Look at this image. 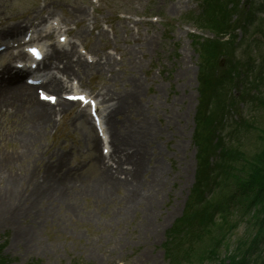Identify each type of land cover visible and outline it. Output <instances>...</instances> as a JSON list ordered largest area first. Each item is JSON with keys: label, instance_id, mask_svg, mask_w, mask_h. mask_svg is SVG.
Masks as SVG:
<instances>
[{"label": "rangeland", "instance_id": "374dc122", "mask_svg": "<svg viewBox=\"0 0 264 264\" xmlns=\"http://www.w3.org/2000/svg\"><path fill=\"white\" fill-rule=\"evenodd\" d=\"M44 2H58L64 7L76 2L90 5L87 0H0V25L33 17V9ZM100 3V20L103 16L113 18L126 4V10L130 9L133 16L158 17L156 23H131L138 32L126 28L125 42L120 33L118 44L124 70L111 90L125 94L134 91L136 83L139 87L134 91L139 94L135 106L143 121L152 125L147 152L151 163L145 174H150L151 168L162 172L157 177L158 188L146 192L142 206L151 208L153 217H160L155 224L161 222L162 226L152 239H145V233L139 238L137 223L145 217L144 213L133 212L131 222L122 215L121 201L106 204L81 197L75 202L74 212L67 211L65 204L60 205L61 211H56L59 206L56 203L49 216L41 213L38 222L32 220L27 227L31 232L29 249L11 246L13 229H0V264H153L151 259L155 264H238V257L244 252L248 253V264H253L264 255L263 231L253 250H247L261 224L264 230L260 207L253 206L250 210L247 202L235 201L206 246L196 244L201 238L190 241L191 230L184 228L191 216L198 218L197 211L191 208L198 158L202 162L208 160L213 171L224 160L234 161L237 156L249 159L262 149L264 0H206L203 6L197 0H100ZM97 22L100 24L98 19ZM97 39L93 38V46L100 56L104 47L98 45ZM127 53H132L131 58L135 59L136 64L131 66L134 71L128 65ZM9 124L1 123L0 133H10L13 125ZM61 131L44 138L45 151L50 146L64 149L67 143L61 141L65 139ZM2 141L9 145L0 143L4 156L23 144L6 142L4 137ZM24 158H20L22 163L31 160ZM12 160L6 166L15 165L19 171L18 160ZM51 160L54 164L55 159ZM32 161L40 164L38 160ZM243 165V160L233 165L241 178V173L247 171ZM20 170L18 179L24 180L27 172ZM138 178L146 185L150 183L148 176ZM17 188L20 196L27 191L24 183ZM155 199H159V204L154 208ZM205 209L209 210L206 202ZM195 228L206 230L199 224ZM184 243V247H179ZM171 250L178 253L174 259L167 254Z\"/></svg>", "mask_w": 264, "mask_h": 264}, {"label": "bare ground", "instance_id": "6f19581e", "mask_svg": "<svg viewBox=\"0 0 264 264\" xmlns=\"http://www.w3.org/2000/svg\"><path fill=\"white\" fill-rule=\"evenodd\" d=\"M62 8L64 6L58 2L49 3L42 7L34 8L33 14L38 18L44 9L48 12L47 17H50L52 13L57 12V9L61 10ZM72 10V13L79 19L86 14L85 10L78 5L72 7ZM26 19L22 21L18 20L15 23L12 22L6 28L2 26L0 34L5 29L8 31L13 30L14 33H17L25 23H32L31 16ZM128 56H131V54L129 53ZM72 57H75L76 60L75 67L82 65L83 69H85L84 73L89 74L91 70H98V73L103 74L101 69H98V66L88 68L82 62V60H86V55L82 54V52L79 51L78 53L77 51ZM106 71L109 73L111 69L107 70L106 66ZM64 73L70 79L68 81L70 85L67 83L63 85L57 84L56 86L59 87L60 91L58 92H61L60 94L75 83L77 75V72H74L73 66L67 67ZM2 75L0 73V96L4 97L0 99V118L5 119V122H9L13 126L10 127V133L5 135L3 132L0 133V143H5L2 141L3 137L6 142H15L16 145L17 142L23 143L21 146L17 145L16 148L10 149L5 156L0 153V229H13L11 246L16 245V247H20L19 245H21V247L25 246L29 249L31 245V232L27 227L30 226L32 220H34L33 222H38V219L43 216L41 213L48 214L47 216H49L51 209H54V204L56 203L59 206L54 210L61 211L60 205L65 204L67 205V211L74 212L76 207L75 202L81 197H90L97 203L106 204H112L114 200H119L124 203V207L121 208L123 209V217L126 220L131 219V222L134 221V218H132L133 212L144 213L145 217L140 218L137 223L140 225L138 237L142 236L141 233H145L143 235L145 239H152L159 232L162 224L161 222L155 224L160 217H153V212H151V208L149 207L146 208V212L142 204L146 192L152 193L158 188V185H156L158 182L156 181L162 172L152 168L148 176V179H150L148 185L142 181L140 182L138 178L141 172H147V170H143V161L147 157L146 148L150 143V137L147 134L152 131V127L151 124H147L140 119V110L135 106V100L139 97V94L134 93L139 88L137 83L135 84L134 91L125 93V95L116 91L117 99L115 101H113L112 95L106 89L98 95L99 97H96V101L99 104H103V109L106 112L103 121L106 123L110 135L108 153L103 154L100 152L101 141L89 129H85L84 142L86 154L88 155V158H86L88 159V166L83 172L74 174V178L70 180L73 175L67 166H69L71 150H56L53 149L54 146H50L48 148L49 151H45L43 140L50 133V128L52 129V116L59 113L60 109L66 108L67 104H73L60 102L50 106L48 104H38L30 100L27 103L24 101L17 102L16 95H7L9 93L14 94L15 92L11 88V84L3 86L1 82L5 78ZM3 107H11L12 109L10 112H2L1 108ZM69 110L66 109V112ZM132 116L134 119H138L133 126L129 125V120ZM76 120L85 122L86 116L83 113H79ZM76 120L75 118H71L70 123ZM15 125H18L17 128L14 127ZM5 126H8V123ZM17 149H21L22 151L20 153L16 152ZM12 158L18 160L19 168H17L19 171L16 170L15 165L10 164V166H6L7 162L13 161ZM20 158L31 160L22 163ZM32 159L38 160L40 164L33 162ZM46 159H49V162L43 163ZM51 159H55L54 164L51 163ZM80 164L81 161L75 162L74 169L80 168ZM20 169H22V172H27L23 176L24 180L18 179L21 174ZM123 175L124 177H122ZM73 181H78L81 184ZM23 183L27 185L26 192H29V194L27 195L24 192L20 196L17 187H20ZM138 184L143 187L142 190L138 188ZM64 185L72 187L73 192L70 193L68 188L62 189ZM121 190V194L118 195V192ZM155 196L157 198L158 194H155ZM158 204L159 199H155L152 205H155V208ZM40 208H44L45 210L40 211ZM34 213L35 215L32 216V219L30 216ZM170 215V218L173 219V213H170ZM164 218L166 219V217ZM26 221H29L28 224H26ZM120 239L118 238V240ZM88 256L90 257L91 254ZM138 258L141 260L142 256L139 255ZM151 262L153 264L156 263L154 259H151ZM130 264L137 263L132 262Z\"/></svg>", "mask_w": 264, "mask_h": 264}, {"label": "trees", "instance_id": "16d2710c", "mask_svg": "<svg viewBox=\"0 0 264 264\" xmlns=\"http://www.w3.org/2000/svg\"><path fill=\"white\" fill-rule=\"evenodd\" d=\"M206 2V0H205ZM236 2V1H234ZM237 4V3H236ZM232 10V9H231ZM209 125V124H208ZM261 140L263 141L262 149L256 153L253 157L246 159L244 157L237 156L234 161L230 159L220 162L218 165L214 166V170H211V166L208 160L203 159V162L198 158L197 176L194 190V201L191 204L192 211H197V217L191 216L187 220L185 229L191 230L190 241L201 238V241L196 242V244L204 243V246L209 245V243L214 239V232H217L220 223L225 219L226 212L228 211L230 205H234L235 201L239 203L244 201L249 204L250 210L254 206L261 208L262 217L260 220L264 221V130L261 131ZM244 161L246 172H242L243 178L239 177V173L235 172L234 163ZM221 168V173L217 170ZM223 175L224 177L222 178ZM225 180V182H223ZM197 193V194H196ZM200 194V196H199ZM228 199L229 202H227ZM205 202L208 211L205 209ZM231 203V204H228ZM199 206H203L199 211L197 210ZM186 220V219H185ZM197 221L194 225L192 223ZM202 225L206 230L197 231L195 225ZM217 227V230H215ZM191 228V229H190ZM264 232L262 224L255 235V239L250 243L247 250H253L259 239L261 232ZM213 232V236L211 235ZM192 242H189L191 245ZM185 244H180L179 247H184ZM171 259L174 256H178V253H174L172 250L167 252ZM248 253L239 256L238 264H248L246 259ZM175 257V260H176ZM253 264H264V255L256 258Z\"/></svg>", "mask_w": 264, "mask_h": 264}, {"label": "snow or ice", "instance_id": "6c2138e0", "mask_svg": "<svg viewBox=\"0 0 264 264\" xmlns=\"http://www.w3.org/2000/svg\"><path fill=\"white\" fill-rule=\"evenodd\" d=\"M50 99H53L54 100V98H50ZM80 99L83 100V97H81Z\"/></svg>", "mask_w": 264, "mask_h": 264}]
</instances>
